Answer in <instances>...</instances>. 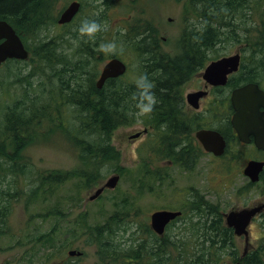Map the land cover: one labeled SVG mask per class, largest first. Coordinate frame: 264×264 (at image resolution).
Wrapping results in <instances>:
<instances>
[{
	"label": "trees",
	"instance_id": "16d2710c",
	"mask_svg": "<svg viewBox=\"0 0 264 264\" xmlns=\"http://www.w3.org/2000/svg\"><path fill=\"white\" fill-rule=\"evenodd\" d=\"M187 4L185 14L190 13L200 24H193L196 22L194 21L192 28L183 27L180 33L183 48L174 54L151 48L153 41H147V38L157 37L153 23L150 20L142 22L139 19L141 14H133L131 21H126L123 32L118 30L115 35L117 41L130 46L137 59V66L130 73L127 67L123 75L107 78L100 88L94 82L100 70L97 61L103 55L93 49V45L99 40L98 33L94 39L80 37L74 18L64 24L66 27H74L70 36L78 42L74 43L73 52L53 54L59 46V39L64 37L63 34L52 35L38 45V50L46 46V51H41L40 55L53 61L52 65H58L59 68H55L58 82L51 85L49 92L45 93L42 90L43 81L39 82L40 87L37 89V85L31 87V82L26 79L31 88L27 93L20 98H13L9 103L0 102L1 221H4L3 209L6 208L3 202L8 204L9 199L17 193V187L12 192L9 184L2 186L7 175H29L27 184L31 186L25 191L28 200L46 196L50 186L57 187L63 182L62 177H58L61 175L65 178L76 176L80 185L84 181L83 189L89 191L103 178V166L108 164L117 173L121 168L119 150L111 144L116 127L131 126L138 118H142L143 125L153 126L151 137H166L162 133L159 135L158 120L155 119L164 117L167 132L173 134L175 126L172 116L173 109L177 107L178 81L190 68L200 66L204 49L213 47V57L219 55L218 48L214 46L221 39L228 43L232 39L239 42L240 37H243L247 41L250 28L254 27L256 31L253 32L252 28L251 34L258 36L260 44L258 49L250 48V53L252 50L257 51V55L253 57L252 52L249 58H244L242 67L250 70L264 69V0H188ZM48 6L47 0H0V19L7 21L24 45L30 47L27 35L37 38L42 30L40 28L43 25L46 27L50 15ZM54 21L55 19L52 22ZM77 51L79 54L73 55ZM30 53V60L34 59L33 51L30 50ZM97 53L101 55L98 57ZM114 56L120 57L119 54ZM5 62L15 66L19 60L7 59ZM13 75L18 77L16 73ZM140 75H147L154 84L152 91L158 101L154 110L143 116L135 114L136 102L131 98L137 92L134 81ZM49 77L53 75L50 74ZM253 77L254 74L248 75L250 79ZM42 95H48L47 102H44ZM61 137L72 142L76 152L78 151L76 167L63 172L31 170L29 166L32 165L25 160L23 154L25 147L33 143H53ZM153 146L154 150L138 148L136 166L127 169L132 176V183L147 191H152L168 177V172L163 170L165 167L159 166L160 160L170 159L178 163L182 170H191L202 154L199 148L194 155L169 151L160 154L157 141L153 142ZM263 175L259 176V183L264 182ZM184 198L185 201L180 206L181 210L184 209V220L179 226L181 230L178 229L174 236L168 234L167 230L180 217L166 227L162 236L144 227L147 237H140L136 243L125 247L124 241L119 240L121 233L112 227L118 226L115 223L117 219L110 217L103 225L93 226V230L87 233L90 242H95L101 252L113 251L110 258L120 264H128L129 260L135 264H222L226 258L234 263L238 261L239 264H264L258 251L264 250V241L257 247L258 250L253 249L240 256L232 229L224 225L219 207L192 187H189Z\"/></svg>",
	"mask_w": 264,
	"mask_h": 264
},
{
	"label": "rangeland",
	"instance_id": "374dc122",
	"mask_svg": "<svg viewBox=\"0 0 264 264\" xmlns=\"http://www.w3.org/2000/svg\"><path fill=\"white\" fill-rule=\"evenodd\" d=\"M47 1L50 15L46 27L43 25L40 28L42 30L37 38L27 35L30 46L27 48L29 52L33 51L34 59L30 60V53L27 59L19 60L15 66L6 62L0 65V102L9 103L13 98H20L22 94L27 93V90L31 88L28 87L26 79L31 82V87L37 85L36 88H39V82L43 81L42 90L45 93L49 92L51 85L57 84L55 68L58 65H52L53 61L46 60L43 54L40 55L41 51H46V46L38 50L40 43L47 41L52 35L63 34L64 37L59 39V46L53 54L57 55L61 51L69 53L75 50L74 43L78 41L70 36V31H73L74 27H66L56 22L59 12L72 0ZM78 1L81 2V8L74 16L75 27H79L86 19L106 25V28L97 34L99 40L93 45V49L98 51L101 43L108 42H114L117 46L114 54L102 52V57L97 61L99 69L108 57L118 54L127 63L128 73L134 69V66L136 68L137 59L130 46L117 41L115 35L118 30L123 32L126 21L133 14L136 16L141 14L139 19L142 22L150 20L153 23L157 34L156 41L162 43L160 48L167 54L182 50L180 33L184 26L192 28V15L188 12L185 14L184 11L188 6V0ZM53 19L55 24L52 22ZM252 28L253 32L256 31L251 26L247 41H244L243 37H240L239 42L235 39L228 43L224 41V48L217 49L219 55L235 53L242 46L244 58H249L252 52L253 57H256L257 51L252 50L250 53V48L258 49L260 43L257 40L258 36L251 34ZM78 54L77 51L73 55ZM96 55L99 57L101 54ZM39 69L43 71L40 72ZM13 73H16L18 77L16 78ZM50 74L53 77H49ZM47 96H43L44 102L48 101ZM142 120L138 118L134 125H121L113 130L111 144L119 150L120 154L119 180L113 189H104L93 199H89V196L94 188L115 172L108 167V164L102 168L103 178L89 191L83 189L84 181L80 185L76 176L65 178L61 175L58 177H62L63 182L59 186H50L46 196L29 200L25 193L31 186L27 184L29 175L5 177L2 186L6 187L9 184L12 192L13 188L17 187V193L9 199L8 204L3 202L6 208L3 209L4 221L0 220V264H65V259L71 261L75 259L68 254L70 245L72 248L78 247L81 250V264H95L110 260L112 258L109 255L114 254L113 251L101 252L95 242H90V236L87 233L93 230V226L103 225L110 217L116 218L115 223H118V226L112 227L121 233L119 240L124 241L125 247L136 243L141 239L140 237L146 236L143 228H149L150 213L157 209H177L185 201L184 197L189 187L197 189L206 200L215 203L214 205H217L221 212H226L230 208L252 205L264 198V182L250 185L248 178L242 173L246 160L250 158L248 145L240 147V152L233 155L232 159L229 155L215 158L209 154H201L191 170L166 167L163 170L168 172V177L155 189L147 191L144 187L139 188L138 184L132 183V176L127 169L136 166L137 150L140 147L143 148L141 143L145 140L144 135L134 141L129 138L130 133L142 130L144 124ZM76 153L78 151L76 152L73 143L64 137L56 139L53 143H33L23 150L25 160L32 165L29 168L36 172L69 171L78 163ZM183 213L184 209H182V216L180 215L181 217L168 228L167 232L171 236L176 235L178 229L181 230L179 226L184 220ZM250 224L248 237L250 244L245 253L253 249L258 250L257 247L264 241V217L258 216ZM234 243L240 255L244 248L242 236H234ZM258 251L264 260V250ZM222 264L234 263L226 258Z\"/></svg>",
	"mask_w": 264,
	"mask_h": 264
},
{
	"label": "flooded vegetation",
	"instance_id": "af4514ba",
	"mask_svg": "<svg viewBox=\"0 0 264 264\" xmlns=\"http://www.w3.org/2000/svg\"><path fill=\"white\" fill-rule=\"evenodd\" d=\"M192 23L200 24V22L195 19L192 20ZM156 39L157 38H147V41L152 40L154 43L152 42L150 47L156 49L158 52H161L162 43H159L158 41H156ZM223 42L224 39H221L220 43L217 42L214 48H224ZM241 47H239L235 52L239 54L238 67L235 70L227 72L225 77L223 76V79L217 76H210V78H204L203 71L206 65H208L210 62L222 56H228L235 53L223 54L213 57V47H210L204 49L205 51L203 52L202 58L199 62L200 66L190 68L187 71V74H185V76L178 81L177 107L173 109L174 114L172 116V122L175 126L173 134L167 132V127L164 123L166 120L165 118H155L156 120H158L157 128L159 130V135L162 133L166 135V137H151V135H153V126L143 125L141 132L136 131L134 133H130L129 138L134 141L136 138H139L141 135H144L145 140L141 144L145 150H154L153 142L157 141L159 145L158 153L160 154H162L163 151H169L172 153L177 152L181 155L189 152V155H194L196 149L199 148L203 154H209L211 155V157H228L229 155L230 159H232L233 155H236L237 152H240V147L248 145V147L250 148V158H248L247 160L256 159L264 161V158H262L264 156V146L257 147V145L254 143L252 136H249L247 142L241 141L230 122L233 113V108L231 104V94L235 89L240 88L248 83H254L259 89L264 92V69L256 68L250 70L246 69L245 67H242L244 55ZM181 48H183V46ZM249 74H254L253 79L248 78ZM263 110L264 109L260 107V111ZM199 130H213L219 133L224 144L221 154L215 155L213 154V152H206L203 150L202 144L196 136V133ZM135 134L137 135L133 136ZM228 152L230 154H228ZM159 166L165 168H177L179 167V164L173 162V160L170 159H163L159 161ZM113 173L118 174L119 176V173ZM261 174H264V170L260 172L259 176H261ZM256 183H259V180L258 182L256 181ZM99 186H101V184ZM258 202H264V198ZM178 209H180V207H178ZM258 216L264 217V212H260L257 217ZM250 225L248 228V233L250 232ZM148 227L150 228L149 224ZM70 250L74 252L69 253ZM68 254L72 255L75 259L73 261H71L70 259H65V264H81V250L78 247L72 248V246L70 245V247L68 248ZM95 264H120V262L117 263L116 260L110 259L104 260L103 262H97ZM128 264L135 263L132 260H129ZM234 264L239 263L235 262Z\"/></svg>",
	"mask_w": 264,
	"mask_h": 264
},
{
	"label": "water",
	"instance_id": "95a60500",
	"mask_svg": "<svg viewBox=\"0 0 264 264\" xmlns=\"http://www.w3.org/2000/svg\"><path fill=\"white\" fill-rule=\"evenodd\" d=\"M78 7V2H70L67 7L61 11L57 22L65 23L70 21L72 16L77 12ZM26 57L27 50L24 48L14 29L5 20L0 19V64L7 58L24 59ZM238 63V53L222 56L206 65L203 71V77L210 78V76H217L223 79L227 72L235 70L238 67ZM125 70L126 64L120 58L115 56L110 57L103 63L99 76L95 81V86L100 88L107 78L118 77L122 75ZM231 104L233 113L230 122L239 139L243 142H247L249 136H252L257 147H263L264 110L260 111V107L264 109V92L254 83L245 84L232 92ZM136 135L137 134L133 136ZM196 136L205 150L212 151L215 154H220L222 152L224 144L218 132L213 130H199L197 131ZM263 167L264 161L250 159L246 162L242 172L249 178L250 181L255 182L258 180V175ZM118 179V174L110 175L100 187L94 190V192L89 196V199H93L98 196L105 187L113 188ZM263 210L264 202L241 208L230 209L223 213L225 225L228 228H232L233 233L236 236L243 235V253L249 245L247 230L248 224L255 214ZM179 214V210H155L149 216L150 227L157 235H162L165 226ZM73 252L74 251L72 250L69 251V253Z\"/></svg>",
	"mask_w": 264,
	"mask_h": 264
},
{
	"label": "clouds",
	"instance_id": "9594fccd",
	"mask_svg": "<svg viewBox=\"0 0 264 264\" xmlns=\"http://www.w3.org/2000/svg\"><path fill=\"white\" fill-rule=\"evenodd\" d=\"M106 25H102L95 20H84L76 29L80 37L95 38L96 34L103 31ZM117 46L114 42L101 43L98 51L106 54H114ZM137 92L132 95V100L135 101L137 116L149 115L157 104V98L152 91L154 84L148 79L147 75L138 76L135 81Z\"/></svg>",
	"mask_w": 264,
	"mask_h": 264
},
{
	"label": "bare ground",
	"instance_id": "6f19581e",
	"mask_svg": "<svg viewBox=\"0 0 264 264\" xmlns=\"http://www.w3.org/2000/svg\"><path fill=\"white\" fill-rule=\"evenodd\" d=\"M79 96V95H78Z\"/></svg>",
	"mask_w": 264,
	"mask_h": 264
}]
</instances>
